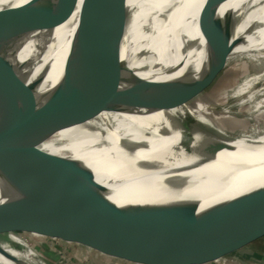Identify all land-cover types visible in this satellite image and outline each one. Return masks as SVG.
Instances as JSON below:
<instances>
[{"label":"water","instance_id":"water-1","mask_svg":"<svg viewBox=\"0 0 264 264\" xmlns=\"http://www.w3.org/2000/svg\"><path fill=\"white\" fill-rule=\"evenodd\" d=\"M192 1L182 32L192 68L182 77L145 79L122 61L133 19L128 0H83L56 85L40 91L47 68L33 82L19 73L0 79V255L17 264H264V189L237 217L203 225L199 222L212 207L105 201L104 187L82 162L40 148L63 133L92 129L113 113L198 107L228 63L247 56L232 57L257 23L235 37L236 13L222 8L229 0ZM77 4L30 0L9 11L53 27L69 20ZM152 33L144 26L142 36ZM148 48H140L138 63L161 67ZM207 102L208 112L226 113ZM192 119L187 114L179 124Z\"/></svg>","mask_w":264,"mask_h":264},{"label":"bare ground","instance_id":"bare-ground-1","mask_svg":"<svg viewBox=\"0 0 264 264\" xmlns=\"http://www.w3.org/2000/svg\"><path fill=\"white\" fill-rule=\"evenodd\" d=\"M29 1L0 0V79L19 73L33 82L47 68L40 87L43 92L56 85L62 76L61 63L74 41L83 0H78L69 20L53 27L29 22L9 11L11 7ZM192 4V0H128L133 19L126 32L122 61L141 77L155 81L171 80L187 74L192 67L182 50V32L188 28ZM222 8L223 12L231 10L236 13L239 24L235 37L241 36L250 23H257L232 57L243 54L250 57L253 56L250 51L264 49V0H229ZM144 26L153 29L149 37L142 36ZM156 33L159 35L155 36ZM196 37L203 42L200 33ZM140 48L152 51V57L161 63V67L146 69L143 63H138L136 54ZM262 53L264 51L257 54ZM181 60L186 63L179 68ZM239 93L246 94L247 88L241 89ZM187 114H191L193 119L188 124L180 125ZM201 123L212 127L199 107L192 112L184 106L150 114L113 113L92 129L63 133L40 148L54 155L65 156L54 147L64 139L86 148L90 138L106 139L108 144L118 142L128 148L125 156L136 155L137 159L125 158L109 168L83 163L104 187L105 201L109 200L118 206L193 202L199 205V211L212 207L201 220L213 224L222 217H237L264 189V134L254 129L249 135L231 137L213 128L215 130L208 136ZM197 157L212 160L235 171L247 180L244 187L225 192L206 191L187 175L189 171L201 167ZM125 180L150 192L151 202L147 203L133 194L122 183ZM160 192L167 193V201H163ZM3 200L0 190V203ZM5 249L19 257L10 247L5 246ZM0 259L3 258L0 256Z\"/></svg>","mask_w":264,"mask_h":264},{"label":"rangeland","instance_id":"rangeland-1","mask_svg":"<svg viewBox=\"0 0 264 264\" xmlns=\"http://www.w3.org/2000/svg\"><path fill=\"white\" fill-rule=\"evenodd\" d=\"M243 88H247L246 94L239 93ZM207 100L214 106L224 109L226 113L214 115L212 111L208 112L210 106ZM186 107L191 112L196 111L199 107L211 122L212 127L201 123L208 136L211 131L215 130L213 128L226 132L231 137L249 135L254 129H258V132L264 134V53L230 61L200 105L196 108ZM106 141L105 139L90 138V143L86 148V146L71 143L72 140L64 139L54 147L66 156L69 155L84 164L99 168L112 167L125 158L137 159L136 155H124L128 151L126 146H121L120 143L114 141L108 144ZM198 160L201 167L189 171L187 175L206 191L225 192L222 185L226 188L230 187L228 188L230 191L234 189L235 183L239 188L244 187L247 180L230 168L206 158H198ZM122 183L126 184L137 197L147 203L151 202L150 192L148 193L130 181L125 180ZM160 193L163 195V201H167L169 198L167 193ZM199 223L210 225L202 220ZM0 256L3 258L0 259V264H16L6 257Z\"/></svg>","mask_w":264,"mask_h":264},{"label":"crops","instance_id":"crops-1","mask_svg":"<svg viewBox=\"0 0 264 264\" xmlns=\"http://www.w3.org/2000/svg\"><path fill=\"white\" fill-rule=\"evenodd\" d=\"M106 140V139H105ZM221 187V186H220ZM222 188H223V191H229L228 190V188H230V187H228V188H226V187H224L223 185H222ZM235 189H239V187H238V185L235 183L234 184V189L233 190H235Z\"/></svg>","mask_w":264,"mask_h":264}]
</instances>
